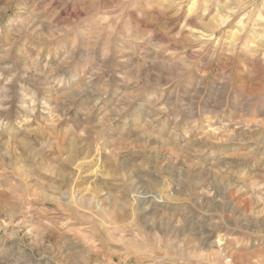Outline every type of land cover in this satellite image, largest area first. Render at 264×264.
I'll list each match as a JSON object with an SVG mask.
<instances>
[{
  "label": "rangeland",
  "instance_id": "rangeland-1",
  "mask_svg": "<svg viewBox=\"0 0 264 264\" xmlns=\"http://www.w3.org/2000/svg\"><path fill=\"white\" fill-rule=\"evenodd\" d=\"M0 264H264V0H0Z\"/></svg>",
  "mask_w": 264,
  "mask_h": 264
}]
</instances>
